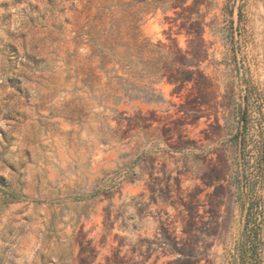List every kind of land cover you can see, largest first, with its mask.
<instances>
[{
  "label": "rangeland",
  "instance_id": "rangeland-1",
  "mask_svg": "<svg viewBox=\"0 0 264 264\" xmlns=\"http://www.w3.org/2000/svg\"><path fill=\"white\" fill-rule=\"evenodd\" d=\"M176 1L142 25L170 53L159 63L167 76L155 85L157 101L115 105L99 104L77 70L102 0H0V264H240L248 256L230 137L247 81L264 112L263 7L245 3L234 58L225 0ZM255 107L245 201L260 199L252 223L264 241ZM260 254L264 264V243Z\"/></svg>",
  "mask_w": 264,
  "mask_h": 264
},
{
  "label": "trees",
  "instance_id": "trees-1",
  "mask_svg": "<svg viewBox=\"0 0 264 264\" xmlns=\"http://www.w3.org/2000/svg\"><path fill=\"white\" fill-rule=\"evenodd\" d=\"M185 1L181 0V3L184 4ZM257 1L263 7L259 18L263 22L264 44V0ZM246 2L247 0H225L223 7L227 53L234 58L236 45L240 43L238 40L243 39L242 32L246 31L243 22V8ZM176 4V0H102L99 3L96 13L86 24L87 31L83 32L87 36L90 54L86 61L79 62L77 68L82 74L79 78L82 88H86L99 104L110 102L118 105L125 100L150 103L157 101L155 85L167 76L164 67H160L159 63L169 59L170 53L150 41L143 34L142 25L146 17L157 9L172 10ZM67 57L66 65H69L70 56ZM103 78L106 79L105 82H102ZM259 93L257 86L250 85L248 81L245 83L236 107V131L230 137L237 145L239 154V179L236 180L235 175L233 183L239 191L238 198L244 211L241 246L248 250L244 251L248 256L242 257L240 264H260V248L264 243L258 221L255 226L252 223L254 219L257 220L260 199L246 203L245 193L249 178L243 166L254 103L255 118L258 122L253 144L254 167L257 170V178L262 180L264 177V112L258 107Z\"/></svg>",
  "mask_w": 264,
  "mask_h": 264
}]
</instances>
